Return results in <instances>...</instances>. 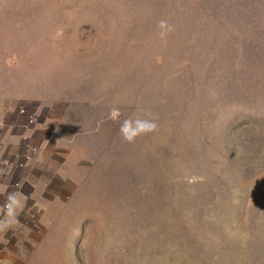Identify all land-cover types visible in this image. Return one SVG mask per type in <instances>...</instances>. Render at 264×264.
Instances as JSON below:
<instances>
[{
	"label": "rangeland",
	"instance_id": "1",
	"mask_svg": "<svg viewBox=\"0 0 264 264\" xmlns=\"http://www.w3.org/2000/svg\"><path fill=\"white\" fill-rule=\"evenodd\" d=\"M0 109L41 150L0 264H264V0H0Z\"/></svg>",
	"mask_w": 264,
	"mask_h": 264
},
{
	"label": "crops",
	"instance_id": "2",
	"mask_svg": "<svg viewBox=\"0 0 264 264\" xmlns=\"http://www.w3.org/2000/svg\"><path fill=\"white\" fill-rule=\"evenodd\" d=\"M3 117L4 110L0 109V206L5 204L9 193H23L28 198L24 210L19 213V223L0 232V260L6 261L18 241L24 242L28 219L38 218L41 212L37 203L38 181L32 177L34 163L41 150L32 153L29 148L22 149L20 146L26 142L27 131H13ZM43 215L45 213L42 212ZM0 219H3V215H0ZM30 223L33 225L32 221Z\"/></svg>",
	"mask_w": 264,
	"mask_h": 264
},
{
	"label": "clouds",
	"instance_id": "3",
	"mask_svg": "<svg viewBox=\"0 0 264 264\" xmlns=\"http://www.w3.org/2000/svg\"><path fill=\"white\" fill-rule=\"evenodd\" d=\"M159 27L166 29V31H161V37L172 30L166 21H160ZM121 115L120 109L112 108L109 112V119L116 121ZM147 116L148 118L136 116L135 118L123 119L119 128L123 141L134 143L138 137L157 131V118L151 116V113H148ZM27 199V196H24L23 193L14 192L7 195L5 204L0 206V215H3V219H0V232L7 231L13 225L19 223V213L24 210Z\"/></svg>",
	"mask_w": 264,
	"mask_h": 264
}]
</instances>
